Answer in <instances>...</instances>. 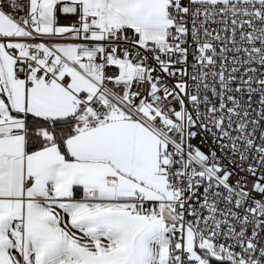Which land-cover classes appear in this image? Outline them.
<instances>
[{
	"label": "snow or ice",
	"instance_id": "6c2138e0",
	"mask_svg": "<svg viewBox=\"0 0 264 264\" xmlns=\"http://www.w3.org/2000/svg\"><path fill=\"white\" fill-rule=\"evenodd\" d=\"M0 264H264V0H0Z\"/></svg>",
	"mask_w": 264,
	"mask_h": 264
}]
</instances>
